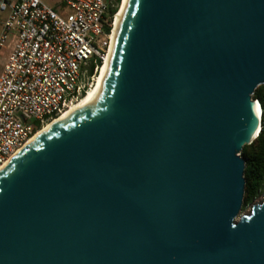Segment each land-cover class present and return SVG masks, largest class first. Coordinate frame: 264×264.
Wrapping results in <instances>:
<instances>
[{"label":"water","instance_id":"obj_1","mask_svg":"<svg viewBox=\"0 0 264 264\" xmlns=\"http://www.w3.org/2000/svg\"><path fill=\"white\" fill-rule=\"evenodd\" d=\"M259 85L264 0H127L97 94L0 169V264H264Z\"/></svg>","mask_w":264,"mask_h":264},{"label":"built area","instance_id":"obj_2","mask_svg":"<svg viewBox=\"0 0 264 264\" xmlns=\"http://www.w3.org/2000/svg\"><path fill=\"white\" fill-rule=\"evenodd\" d=\"M117 6L62 0L56 10L42 0H0V168L95 85Z\"/></svg>","mask_w":264,"mask_h":264},{"label":"trees","instance_id":"obj_3","mask_svg":"<svg viewBox=\"0 0 264 264\" xmlns=\"http://www.w3.org/2000/svg\"><path fill=\"white\" fill-rule=\"evenodd\" d=\"M116 2L118 4L120 0ZM115 11L116 8L111 9L110 14ZM253 98L257 99L261 106V127L257 137L250 144L244 145L240 152L246 162L243 207L251 204L264 190V85L255 89Z\"/></svg>","mask_w":264,"mask_h":264},{"label":"bare ground","instance_id":"obj_4","mask_svg":"<svg viewBox=\"0 0 264 264\" xmlns=\"http://www.w3.org/2000/svg\"><path fill=\"white\" fill-rule=\"evenodd\" d=\"M126 1L127 0H122L120 9H119L118 13L115 15L114 22H113V32H112V36H111V46H110V49H109V52H108L107 59H106L104 65H103V67L101 69L100 75H99V77H98L95 85H93L91 87V89L84 96H82L79 100H77L76 102L68 105L66 107V109L59 115V117H57L55 120H53L52 122H50L46 126H44L43 129H41L40 131H38V133H36L29 141H31L36 136H38L39 134H41L52 123H54V122L62 119L63 117H65L67 115V113H69L70 111H72V110H74V109L82 106L83 104L87 103L88 101H90L97 94L99 87L101 86V84L104 81V77H105V74H106L108 62H109V59H110L112 45H113V42H114V39H115V36H116V32H117V29H118V25L120 23V19L122 17V14H123V11H124V8H125ZM258 114H259V117H260L261 116V108H260V106H258Z\"/></svg>","mask_w":264,"mask_h":264},{"label":"rangeland","instance_id":"obj_5","mask_svg":"<svg viewBox=\"0 0 264 264\" xmlns=\"http://www.w3.org/2000/svg\"><path fill=\"white\" fill-rule=\"evenodd\" d=\"M42 1H43L46 5H48L49 7L54 8V9H56V10H59V8H60V4H61V1H62V0H42ZM121 3H122V0H120V2L118 3V6H117L118 10H117V13H118V11H119V9H120ZM117 13H116V14H117ZM0 55H1V56H4V55H6V53H5L4 51H2ZM3 64H4V60L0 59V71L2 70ZM31 121H32V120H31ZM263 192H264V190L262 191V193H263ZM262 193H261V194H262ZM261 194H260L257 198H255L254 201H253L252 203L257 202V201L261 198ZM252 203H251V204H248L246 207H242V212H246V211H248L249 208L251 207Z\"/></svg>","mask_w":264,"mask_h":264}]
</instances>
